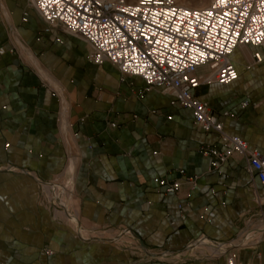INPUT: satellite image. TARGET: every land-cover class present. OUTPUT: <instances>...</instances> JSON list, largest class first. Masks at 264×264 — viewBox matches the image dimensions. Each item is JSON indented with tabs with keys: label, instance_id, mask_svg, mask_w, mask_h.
Segmentation results:
<instances>
[{
	"label": "crops",
	"instance_id": "crops-1",
	"mask_svg": "<svg viewBox=\"0 0 264 264\" xmlns=\"http://www.w3.org/2000/svg\"><path fill=\"white\" fill-rule=\"evenodd\" d=\"M43 29L27 0H0V264H224L231 250L264 264L231 245L264 225V190L245 159L211 170L203 151L221 142L189 110L94 66L80 38L57 32L58 43ZM258 51L234 50L237 81L193 96L264 156ZM156 179L180 187L165 195Z\"/></svg>",
	"mask_w": 264,
	"mask_h": 264
},
{
	"label": "built area",
	"instance_id": "built-area-1",
	"mask_svg": "<svg viewBox=\"0 0 264 264\" xmlns=\"http://www.w3.org/2000/svg\"><path fill=\"white\" fill-rule=\"evenodd\" d=\"M27 6L43 21L42 35L58 43L57 32L80 38L94 66L108 63L120 73L121 81L139 78L147 88L170 96L171 106L189 110L194 125L221 142L220 150L203 151L212 158L211 170L233 156L241 157L247 172L264 190V156L226 134L209 105L193 96L202 85L226 86L237 81L230 55L241 46L258 48L253 63H263L264 0H212L199 9L186 8L175 0H27ZM199 68L206 73L198 74ZM187 182L195 186L196 179ZM154 183L165 195L175 194L180 187L178 181L156 179ZM263 231L264 227L259 233ZM238 244L231 243L237 249L249 248ZM224 264L251 263L240 262L231 250Z\"/></svg>",
	"mask_w": 264,
	"mask_h": 264
},
{
	"label": "rangeland",
	"instance_id": "rangeland-1",
	"mask_svg": "<svg viewBox=\"0 0 264 264\" xmlns=\"http://www.w3.org/2000/svg\"><path fill=\"white\" fill-rule=\"evenodd\" d=\"M133 1H135V0H126L127 3H130V2H133ZM175 1L178 2V4H180L181 6H184V7L189 8V9H193V8H195V9L204 8V7H207L212 2V0H175ZM203 72H205L204 69H203ZM256 223H258V221L255 222V224ZM263 227H264V225H262V226L258 225L257 226V229H259V230H257L256 233L255 232L253 233L252 231L247 232L249 230V229H247L246 232H244V233H246V234L248 233V234H251V235H246L245 234L246 236L242 240V242H244L247 239V241L244 242V243H246V247L249 246V250L250 251H253V252L259 251L258 252V257H261V258L264 257V236H262L261 235L262 233H259V231H261ZM252 233H253V235H252ZM263 235H264V233H263ZM250 237H253V238L252 239H248ZM261 238L263 239L262 240V243L259 244V245L253 246ZM240 239H242V238H240ZM204 250H206L208 252L207 249L204 248Z\"/></svg>",
	"mask_w": 264,
	"mask_h": 264
},
{
	"label": "bare ground",
	"instance_id": "bare-ground-1",
	"mask_svg": "<svg viewBox=\"0 0 264 264\" xmlns=\"http://www.w3.org/2000/svg\"><path fill=\"white\" fill-rule=\"evenodd\" d=\"M63 204H65L64 202H63ZM68 215V214H67ZM69 219V218H68ZM242 243V242H241ZM243 244H244V242H243ZM205 249H207L208 250V252H213L210 248H207V247H204Z\"/></svg>",
	"mask_w": 264,
	"mask_h": 264
}]
</instances>
